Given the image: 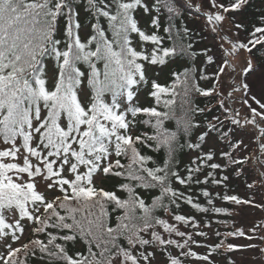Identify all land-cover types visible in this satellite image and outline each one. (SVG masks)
<instances>
[{"label": "snow or ice", "instance_id": "obj_1", "mask_svg": "<svg viewBox=\"0 0 264 264\" xmlns=\"http://www.w3.org/2000/svg\"><path fill=\"white\" fill-rule=\"evenodd\" d=\"M206 3L207 10L202 4L192 7L203 11L221 41L227 40V56L240 50L251 54L257 46L264 48V12L250 30L233 17L235 35L247 31L246 43L222 35L218 28L229 13L243 9L249 0ZM161 8L168 13L167 27L160 19ZM140 12L148 17L143 27L137 19ZM185 13L195 17L185 0H0V239L10 237L19 244L13 247L6 243L0 264H26L18 254L35 256L37 251L46 264H160L158 256L164 264H185L191 259L216 264L213 254L256 248L254 244L231 242L234 237L254 238L243 228L216 231L214 235L222 239L207 244L195 239L207 237L206 231L194 234L180 230L176 223L156 214L178 209V200L202 213L226 212L214 206L206 189L202 195L208 198L211 209L194 203L192 196L172 185L178 182L191 187L211 181L226 187L229 177L218 179L216 171L242 167L249 159L238 156L247 149L243 139L236 137L238 129L255 126L258 147L264 154V127L260 124L264 121V88L259 98L252 94L248 76L256 70L253 60L249 57L236 72L235 65L225 59L216 65L215 72L208 73L214 57L207 48L193 50L196 34L187 26H178ZM82 14L90 17L88 35L83 37ZM101 20L106 21L107 29ZM174 35L191 39L178 43ZM134 39L141 45L150 42L151 47L136 46ZM166 40L172 41L171 46ZM198 55L205 57L203 67L172 72L170 84L148 76L149 69ZM226 66L233 75L225 95L220 91V77L226 74ZM197 71L199 80L213 81L210 87L200 86ZM145 87L153 98L149 106L137 102L138 92ZM193 94L215 95L223 115L206 121L194 139V130L202 127L196 116L206 117L213 109L196 104ZM226 100L239 102L248 115L242 117L240 110L225 105ZM141 115L148 117L143 123L151 126L152 134H134ZM169 120L176 121L175 131L165 127ZM213 135L227 148L219 152L223 165L214 162L217 152L208 145ZM161 148L167 154L163 163L148 154ZM185 148L197 155L181 175L178 157ZM6 158L11 160L5 162ZM122 158L128 163H122ZM205 167L211 171L201 179L199 173ZM100 175L118 177L121 183L115 190L98 188L94 180ZM138 189H158L159 195L146 203ZM216 196L236 204L250 203L235 195ZM109 207L111 212L121 213L113 226H109ZM6 213L13 217V223H6ZM172 219L194 230L200 227L195 217L173 212ZM25 221L32 223L34 233L46 234L47 242L34 239L20 243ZM79 243L84 250L73 251L72 246ZM194 245L206 251L199 253L193 250ZM172 247L178 253L173 254ZM228 264L235 262L229 259Z\"/></svg>", "mask_w": 264, "mask_h": 264}, {"label": "trees", "instance_id": "obj_2", "mask_svg": "<svg viewBox=\"0 0 264 264\" xmlns=\"http://www.w3.org/2000/svg\"><path fill=\"white\" fill-rule=\"evenodd\" d=\"M186 4L191 8L192 12H195V17L193 15H190L188 13L184 14V18L179 21V27L183 28V26H187L193 30L195 35V40L193 41V50L196 52H200L202 49L207 48L209 49V54L214 57V64L209 66L207 68L208 73L215 72L216 65H219L222 63V61L219 60V54L222 56V52L219 51L221 48H219V44L217 47V44H215L212 41H208V36L211 35V32H208L209 29L207 28V24L204 22V13L202 11L196 12L195 8L192 7L193 5L190 4L187 0H185ZM221 2H226V0H221ZM180 11L183 12V6L180 7ZM264 12V0H249V4L246 5L243 9L239 11H234L232 13H229L228 16H230L232 19L235 17V22H244L249 30L251 29V26L255 24L258 21L259 15ZM90 17H86L82 14V21L85 24V30L82 31L81 35L86 36L88 35L87 30V24ZM137 19L140 21L141 26L143 27L145 25V22L148 20V17H146L142 12L137 14ZM160 19L164 27H167V20H168V13L165 9L161 8L160 10ZM94 22V21H93ZM101 24L107 29V23L105 20H101ZM108 32L110 34V29H108ZM161 34L163 33V29H160ZM175 32V30H174ZM215 34V33H214ZM242 42H247L248 33L247 31H240L239 32ZM166 35V34H165ZM216 34L214 35V37ZM203 37V39H201ZM173 39L177 40L178 43H188L191 38L185 37L182 40L180 38H177L175 35L173 36ZM172 41L166 40V45L171 46ZM134 45L136 46H142L145 48H150L151 43H145V44H139L137 40L134 39ZM224 53V52H223ZM251 55L256 59L258 65L264 66V48H261L260 46H257L256 49L253 50V53ZM226 59V57H224ZM205 57L203 55H198L192 59H189L187 57L183 59L175 60V62H170L166 66L168 67V70L163 75L162 79H158L157 81L162 84H170L172 82L173 77L170 75L172 72L177 71H183L186 68H191L193 70H197L203 67ZM102 67V65H100ZM51 74V73H50ZM197 79L199 80V72H196ZM213 81H204L199 80V84L202 88H207L212 85ZM179 91V88L177 89ZM148 88H143V98L137 99V102L141 105L149 106L153 103V98L148 96ZM167 98V97H165ZM193 98L196 104H198L200 107H209L213 110L207 114L206 117L200 116L199 114L196 116V120L200 121L202 124V127L200 129L194 130L193 132V139L196 135L199 134L200 131H203V125L206 123V121H212L213 117L215 116H221L222 110L217 106V97L213 95L211 98L203 97L200 95L193 94ZM176 111L179 114V98H177V106ZM148 117L146 115H141L137 117V126L134 129V134H140L142 132H149V134L153 133V129L150 125H147L143 123L144 120H147ZM214 122V121H213ZM165 127L169 129L170 131L176 130V121L175 120H169L165 122ZM215 137V135H213ZM183 142V140H181ZM222 143L223 148L221 150L227 151V148L225 147V144L222 141H219ZM214 150L217 152V157L214 162L220 163L223 165L225 163V160L219 157V152L221 150H217L216 147H213ZM207 146L205 147V151H207ZM149 155H153V157L160 163H163V161L166 159V150L161 148L158 151H148ZM197 155V152L195 150L189 151L188 149H184L182 153L179 154V163H180V172L181 175H184V169L186 166L189 165L190 161ZM7 159V158H6ZM5 159V162H9ZM121 162L124 164H127V159H121ZM211 169L208 168H202L201 172L199 173V176L201 179H203L204 175H206ZM216 177L219 179L223 175H227L229 177V180L227 182V186L223 185H215L212 184L211 181H209L208 184H200V185H192L191 187H186L184 185H180L178 182H173V188L179 190L180 192L184 193L186 196L190 195L193 197V201L198 202L201 204L202 207H208L211 209L212 205L208 203V198L204 197L202 195V190H207L212 194V200L215 207H222L226 209V212L223 213H215L212 211H209L208 213H202L197 209L192 208L190 205H188L186 202H183L181 200H178L177 203L180 204V207L178 209L172 208L170 211L165 212L163 210H159L156 214L164 219H169L168 215L172 216V213L175 212L176 214L185 215L187 217H195V219L200 222V224H203L205 226H208L209 224L212 227V234L216 238V241L219 242V239H222V237L217 238L214 233L216 231H219L221 233H225L230 231V226L232 222V210L234 203L231 201H224L221 200L218 196H216V193L228 194V195H235L241 200H247L248 198L242 196L241 188L242 185H246L247 177L246 174L243 173V170L240 166H232L228 169H220L217 170L215 173ZM102 185H99L97 182L94 181L96 187L104 188L105 190H115V187L121 183V179L115 176H104L102 175ZM140 192V195L145 199L146 203H151L152 197L159 195V190H152V191H146L142 189H138ZM56 194H59L58 192ZM118 195L124 197L126 194L124 192H118ZM167 203V201H165ZM95 211V210H93ZM108 211L111 213V218L109 221V226H113L116 222V216L120 215V212H111V208L109 207ZM86 215V213H85ZM85 227H87V220L84 221ZM6 223L11 224L7 217H6ZM25 231L29 229V235L25 239L23 243H29L30 240L34 239H40L47 242L46 234L40 233L36 234L32 231V223L30 221H25ZM51 230V229H49ZM4 231L10 232V229H4ZM24 231V233H25ZM206 231V230H203ZM207 232V231H206ZM23 233V234H24ZM208 233V232H207ZM19 234V233H17ZM10 243V242H9ZM31 247V245H29ZM73 251L84 250L83 243L75 244L72 246ZM172 251V250H170ZM6 248H1L0 246V256L5 255ZM174 254V252H173ZM162 258V257H161ZM18 259L20 261H26V264H46L45 260L40 259V253L37 251V254L35 256L29 255L25 256L23 252L18 254Z\"/></svg>", "mask_w": 264, "mask_h": 264}, {"label": "rangeland", "instance_id": "obj_3", "mask_svg": "<svg viewBox=\"0 0 264 264\" xmlns=\"http://www.w3.org/2000/svg\"><path fill=\"white\" fill-rule=\"evenodd\" d=\"M187 1L192 5L202 4L204 6V10H207L206 0ZM218 2H221V0H218ZM204 22L205 24H207V28L209 29L208 32H211V35L208 36V41L214 42L215 44H217V47L219 44V48H221V44H223V48L219 50L222 52L223 56L218 53L220 61H224V57H226V59L231 61L232 65H235L236 72H240L241 68L245 64V61L249 57H251L254 65L256 66V70L248 76V82L250 83V85L253 86L252 94L257 95V97L259 98L262 92V88H264V66L258 65L256 59L250 53H247L243 50H240L238 53L232 55L231 57L227 56L224 51V49L229 48L227 40L221 41L219 35H217L216 32L212 31V26L207 21L206 17L204 18ZM233 23V19L230 16H227L226 20L221 22L220 25H218V28L221 30L222 35L227 36L228 38L233 40L238 38L240 41H242L240 34L238 37L235 35L236 30L233 27ZM214 33L216 34L215 37ZM168 67L169 66H158L149 69V78L156 80L162 79L163 75L168 70ZM225 73L226 74H222L220 77V91L225 93L226 95L227 92L230 91L229 85L231 84V77L233 74L227 66L225 67ZM236 78L239 79V77ZM146 88L147 87H145V92ZM142 98L143 88L137 94V99ZM229 104H231L232 107L240 110V115L242 117L248 115L247 108H241L239 102L235 100H226L225 105L228 106ZM253 107H255V105H253ZM260 124L261 127H264V121H261ZM258 136L259 131L253 125H248L244 130L238 129L236 132V137L243 139L244 144L247 145L246 151L239 152L238 156L249 157L247 162L241 167L243 173L246 174L247 180H249L247 181L246 185H242L241 193L242 196L248 198L247 200L250 201V203H234L232 210V222L230 226H228L230 228V231L235 230V228H243L248 235H252L254 237L252 240H248L247 238L234 237L231 238V242L236 244H254L256 245V248L247 250H236L231 253H226L224 255L213 254V259L216 261V264H228L229 259H231V261H234L235 264H264V251H261L262 249H264V240L260 239V237H264V154L261 153L258 147ZM208 145L216 147L217 150H221L223 148L222 143H220L214 136H212L211 139L208 141ZM0 147H3V145L0 144ZM258 157L259 159H257ZM6 160L10 161L11 158H7ZM102 179L103 177L102 175H100L98 176V178H95L94 181L97 182L99 185H102ZM249 185H251V187H249ZM40 190L44 191L43 185H40ZM48 195H51V193H48ZM5 216L10 222L13 223V217L10 214L6 213ZM168 217L169 219L167 220L170 223H176V226L180 228V230L193 232L194 234L195 231L199 230H206L208 232L207 237L195 236V239L207 244L218 243L216 241V238L212 234V227L200 224L199 229L194 230L187 224L175 222L172 219L171 215H168ZM252 229H255L254 233L251 231ZM29 231V229L25 231V233L21 237L20 243H23L25 241V239L29 235ZM9 242L12 244L13 247L19 246L17 242L12 241L9 237L6 240L0 239L1 248H6L5 245ZM170 250H172L174 254L178 253L179 251L175 247H172ZM193 250L199 253H204L206 251V249L196 247L195 245L193 246ZM157 260L160 262V264H164L163 258L158 256ZM185 264H202V262L196 261L195 259H191L185 261Z\"/></svg>", "mask_w": 264, "mask_h": 264}]
</instances>
